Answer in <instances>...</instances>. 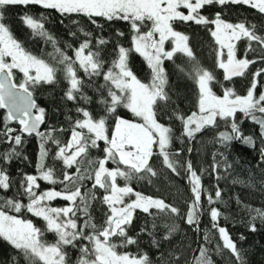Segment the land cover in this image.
I'll list each match as a JSON object with an SVG mask.
<instances>
[{
    "label": "trees",
    "instance_id": "16d2710c",
    "mask_svg": "<svg viewBox=\"0 0 264 264\" xmlns=\"http://www.w3.org/2000/svg\"><path fill=\"white\" fill-rule=\"evenodd\" d=\"M181 11L187 14L186 10L181 9ZM216 13H220V18L228 23L235 24L244 21L247 25H255L257 34L264 36V14L256 9L243 4L231 3L223 6L206 5L201 9V14L209 20L215 19ZM25 14L43 23L44 30L55 41V48L65 52L69 57L75 58L74 50L88 40L92 51L98 52L100 59L104 61V71H107L112 66V62L117 59L119 48L130 50L127 58L128 68L141 82L150 83L152 70L146 59L134 50L133 36L135 33L129 21H108L103 17L90 19L84 14L77 13L62 15L56 10L44 9L38 5L7 6L4 10L3 22L9 28L13 38L20 42L26 51L49 63H54L59 59L58 53L52 42L47 41L43 36L33 34L32 29L22 19ZM149 28L150 22H146L141 31L145 32ZM173 28L187 36L186 44L191 49L194 60L181 52H176L171 59H164L163 69L166 76L164 91L168 99L163 102L158 101L155 110L157 121L172 130V140L167 151L171 154L170 159L177 161V171L173 172L169 169L159 151L154 149L149 164L156 175L148 174L144 179L133 178L131 181L117 177L116 183L120 187L127 184L133 189V194L124 197L125 203L135 200L134 193H139L143 197L163 200L165 204L177 208L178 213H170L167 210L161 212L151 208V214H149L141 209H135L131 224L126 225L125 228L127 235L134 238L136 243L118 247L116 250L118 253H130L133 256L146 253L151 264H197L201 249H205L212 264H240L231 251L224 247L218 229L213 227L210 213L212 209H216L220 213L216 223L227 230L231 239L241 250L243 264H264V219L256 216L253 211L254 209L264 210V162L260 159V149L264 144L259 138V125L250 118H246L243 113L237 112L236 122L245 136L254 137L255 146L234 140L225 147L218 141V133L230 132V121H224L218 117L216 126H205L190 139L183 135L184 125L177 118L178 116L187 117L199 111L200 93L194 78V65H199L213 74L214 80L210 86L217 96H223L225 89H231L237 95L245 96L252 85L253 74L258 69H264V60L260 59L264 52L260 51L254 41L251 42V48H249L250 42L246 38L241 37L236 40L237 42H234L235 58L256 60V63L249 64L244 69L243 75L225 79V70L218 65L221 60L226 61L227 56L219 55L222 51L221 46L211 35V31L215 30V25L175 21ZM101 40L105 43H99ZM167 46L168 50H171L174 45L170 43ZM77 75L83 79L84 84L81 91L91 98V103L80 99L79 94L75 93L77 99H67L66 92L70 85L64 79L62 72L57 74L54 83H40L30 88L37 109L45 110L41 131L44 137L24 133L21 145L9 143V136L4 134L6 127L13 129L10 135L15 136L20 134L22 125L6 120V110L0 109V168L6 171L11 182L9 189H0V204L9 198L18 199L24 204L28 203L27 197L23 195L21 182L25 174L39 177L41 143H44V147L49 150L44 161L45 166L54 169V178L63 179V172L66 169L62 160L53 159L57 153V145L53 143V139L58 140L61 145L68 143L75 121L84 119L82 113L77 112L78 108L89 111L97 118L104 115L103 107L98 103L101 96L107 94L106 89L103 92L98 90L105 84L103 77H93L89 80L82 70L78 71ZM12 79L19 86L24 82L25 77L18 69H13ZM255 80V95L258 96L264 92V72L255 77ZM117 115L133 122H142L128 109L120 107L108 120L109 133L114 127ZM256 115L264 116L261 113ZM49 134L52 139H47ZM98 144L99 147H89L87 154L79 158L83 161L82 172L85 169L91 171L97 166L95 163L90 165V160L97 161L104 158L105 144L102 141ZM13 148L20 155L12 157L10 162H5L3 154L10 152ZM188 162H191L192 169L200 176L201 199L198 209V227L186 222L194 199L190 182L192 177L187 170ZM105 166L109 169L117 167L110 160ZM120 167L124 166L120 165ZM67 171L75 173L76 166L74 165ZM37 184L39 185L35 189L37 194L52 188L58 191L63 190L64 187L62 184L53 185L40 179L37 180ZM77 184L80 185L81 195L87 205V215L84 214L83 206L76 212L78 227L90 220L98 229L101 228L107 215L110 214L109 206L103 201L107 193L98 186L94 188V180L85 178L77 181ZM71 187L75 188L76 185H71ZM217 190L221 193L219 198L215 196ZM209 196L212 197V203H209ZM49 203L52 207L72 206V202L62 198H56ZM75 203L76 205L81 204L79 197ZM9 214L31 220L41 229L46 227L45 221L33 216L25 209H22L20 213L9 211ZM253 217H256L255 220ZM251 224H255V231L251 230ZM170 229L174 230L170 231ZM84 231L87 234L92 229L85 228ZM43 239L48 243H54L57 236L55 233L45 231ZM123 239V237H112V241L117 244H120ZM154 240L156 244L153 243ZM81 243H87V241H77L78 247L76 248L66 246L68 264H77L81 255L79 251ZM0 264H28V262L19 250L0 237Z\"/></svg>",
    "mask_w": 264,
    "mask_h": 264
},
{
    "label": "snow or ice",
    "instance_id": "6c2138e0",
    "mask_svg": "<svg viewBox=\"0 0 264 264\" xmlns=\"http://www.w3.org/2000/svg\"><path fill=\"white\" fill-rule=\"evenodd\" d=\"M229 3L247 5L264 14V0H0V109H7L6 120H18L22 125L20 134L15 136L10 135L14 130L6 127L4 134L9 136V143L21 145L24 133L28 135L35 133L37 136L44 137L38 129L43 123L45 110L37 109L30 88L40 83H54L58 73L62 72L64 79L69 82L70 86L66 92L69 100L77 99L75 93L79 94L80 99L91 103V98L81 91L84 81L77 75L80 70L89 80L102 76L105 84L98 90L103 92L106 89L107 93L106 96L102 95L98 101L103 107L104 115L97 118L89 111L78 108L77 112H81L84 119L75 121L68 143L61 145L58 140L53 139V143L57 145V153L53 159L62 160L66 169L63 172V179L54 178V169L45 166L44 161L49 150L44 147V143H41L39 177L25 174L21 182L23 195L27 197L28 203L24 204L18 199L9 198L0 204V237L19 250L28 264H41V262L42 264H68L66 246L76 248L78 247L77 241H87L79 245L81 255L77 264H151L146 253L133 256L130 253L117 252L118 247L136 243L134 238L127 235L125 226L131 224L135 209H141L149 214H151V208L161 212L167 210L174 214L178 213V209L165 204L163 200L143 197L139 193H134L135 200L125 203L124 197L133 194V189L127 184L124 187L118 186L116 180L117 177L131 181L133 178L144 179L148 174L156 175L149 164L154 154V145L158 148L167 167L173 172L177 171V161L170 159L171 154L167 151L172 140V130L157 121L155 110L158 101L163 102L168 99L164 91L166 84L162 66L164 59H171L176 52H181L194 60L192 51L186 44L187 36L173 28L175 21L215 25V30L211 31V35L216 38L221 49L227 48L226 61L221 60L218 65L225 70V79L243 75L244 69L249 64L256 63V60L236 59L234 41L241 37L246 38L250 42L249 48H251V42L254 41L260 51L264 52V36L257 34L255 25H247L244 21L235 24L225 22L220 18V13H216L213 20L201 14V9L206 5L223 6ZM11 5L25 7L38 5L44 9L56 10L62 15L77 13L84 14L90 19L103 17L108 21H129L135 33L133 36L134 50L146 59L152 70L150 83L141 82L128 68L127 58L130 50L119 48L117 59L112 62V66L107 71H104V61L100 59L98 52L92 51L88 40L74 50L75 58L69 57L65 52L55 48V41L44 30L43 23L25 14L22 19L32 29L33 34L43 36L47 41L52 42L59 56L54 63L38 58L26 51L21 43L13 38L9 28L3 22L4 10ZM181 9L186 10L187 14ZM92 22L96 23L95 20ZM146 22H150V28L142 32L141 28ZM168 39L173 41L174 46L171 50L164 48L165 41ZM99 43L103 44L105 41L101 40ZM219 55L223 56V52L221 51ZM8 58H11L10 62ZM260 59L264 60V55ZM13 69H18L24 74L25 80L19 86L13 83ZM33 71L35 75L32 74ZM262 72L264 69H258L253 74L252 85L245 96L237 95L231 89H225L223 96H217L210 86L214 80L213 74L199 65H194V78L200 93L199 114L194 112L187 117H177L184 125L183 135L191 139L203 127L216 126L219 117L221 120L230 121L231 128L230 132L218 133V141L221 144L227 147L232 141L239 140L245 145L254 147L256 143L254 137L245 136L235 120L236 113L241 112L246 118H250L259 125V138L264 144V116L256 115L257 113L264 114V92L258 96L255 95V77L260 76ZM120 107L128 109L142 122H133L117 115L114 127L109 133L108 120ZM34 109L38 110V115L33 113ZM47 139H52L50 134ZM100 141L105 144L104 158L97 161L90 160V165L95 163L97 166L91 171L85 169L82 172L83 161L79 158L87 154L89 147H99L98 142ZM19 155L20 153L13 148L10 152L3 154V159L5 162H10L12 157ZM260 159L264 162V146L260 149ZM109 160L117 167L107 168L105 165ZM74 165L76 172L69 173L67 169ZM120 165L124 167L121 168ZM187 170L192 177L190 182L194 199L186 222L198 227V209L201 199L200 176L192 169L191 162H188ZM141 173L145 175L142 176ZM85 178L94 180L93 187L98 186L107 193L103 201L109 206L110 214L107 215L104 225L99 229L90 220L78 227L75 218L81 206H83L84 214L87 215V205L81 195L80 185L77 184V181ZM38 179L53 185L62 184L64 185L63 190L58 191L52 188L37 194L35 189L39 187ZM10 183L9 175L3 168H0V189H9ZM71 185H76V187L72 188ZM220 195V191L217 190L216 198ZM78 197L81 201L80 205L75 203ZM56 198L70 201L72 206L52 207L49 202ZM208 200L209 203L213 202L211 196ZM22 209L45 221V229L37 227L31 220L9 214V211L20 213ZM253 211L256 216L264 219V210L254 209ZM210 215L213 227L218 229L223 239L224 247L231 251L240 264H243L241 250L231 239L227 230L216 223L220 213L212 209ZM255 218L253 217V220ZM85 228H90L92 231L86 234ZM250 228L255 231V224H251ZM45 231L56 234L57 239L54 243H48L43 239ZM114 236L124 239L117 244L112 241ZM153 243L156 244V241L154 240ZM13 259L15 260V257ZM197 264H212L205 249H201V258L197 260Z\"/></svg>",
    "mask_w": 264,
    "mask_h": 264
},
{
    "label": "rangeland",
    "instance_id": "374dc122",
    "mask_svg": "<svg viewBox=\"0 0 264 264\" xmlns=\"http://www.w3.org/2000/svg\"><path fill=\"white\" fill-rule=\"evenodd\" d=\"M182 10H184V9H182ZM235 42V41H234ZM233 42V43H234ZM237 42V41H236ZM170 43H173V41H172V39H168V40H166L165 41V44H164V48H165V50H168V46L167 45H170ZM221 46V45H220ZM235 48V47H234ZM222 52H223V54H225L226 56H227V48L226 47H224L223 49H222ZM9 59V62H10V59L11 58H8ZM163 66V65H162ZM33 75H35V72L33 71V73H32ZM39 114V112H37V114L36 115H38ZM197 114H199V111L197 112ZM195 125H193V127H194ZM169 147V146H168ZM154 149H157L158 150V148L154 145L153 146V151H154ZM159 151V150H158ZM134 213V212H133ZM201 258V254H200V256H199V259Z\"/></svg>",
    "mask_w": 264,
    "mask_h": 264
},
{
    "label": "water",
    "instance_id": "95a60500",
    "mask_svg": "<svg viewBox=\"0 0 264 264\" xmlns=\"http://www.w3.org/2000/svg\"><path fill=\"white\" fill-rule=\"evenodd\" d=\"M13 83H14V82H13ZM33 98H34V97H33ZM5 110H6V112H7V109H6V108H5ZM33 113L36 115V114H37V109H34V110H33ZM12 121H14V122H18V123H19V121H18V120H12ZM42 125H43V123H41V124H40V126H39V129H38V131H39V132H41V131H42V128H43V126H42ZM33 135H36V134H35V133H33Z\"/></svg>",
    "mask_w": 264,
    "mask_h": 264
}]
</instances>
